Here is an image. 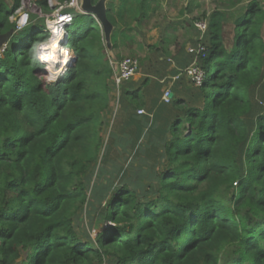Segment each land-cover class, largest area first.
<instances>
[{
  "label": "trees",
  "instance_id": "16d2710c",
  "mask_svg": "<svg viewBox=\"0 0 264 264\" xmlns=\"http://www.w3.org/2000/svg\"><path fill=\"white\" fill-rule=\"evenodd\" d=\"M19 5L0 1V35L12 32L0 55V264H264L260 2L232 36L225 14H210L193 46L207 51L188 53L204 71L200 87L182 77L165 103L163 81L144 80L143 92L123 83L107 137L113 69L97 22L86 16L79 29L80 12L63 10L74 15V60L51 80L36 47L49 34L18 30ZM89 190L99 203L91 222L106 224L95 240L75 224Z\"/></svg>",
  "mask_w": 264,
  "mask_h": 264
},
{
  "label": "crops",
  "instance_id": "0c3cea01",
  "mask_svg": "<svg viewBox=\"0 0 264 264\" xmlns=\"http://www.w3.org/2000/svg\"><path fill=\"white\" fill-rule=\"evenodd\" d=\"M179 1L108 0L106 3L112 29L108 47L103 37L104 55L110 64L124 57L138 59L139 72L132 79L135 92H143L144 80L163 81L162 92L169 90L172 99L174 88L181 90L176 85L180 78L189 84L186 75L177 76L190 66L187 49L197 44L198 34Z\"/></svg>",
  "mask_w": 264,
  "mask_h": 264
},
{
  "label": "rangeland",
  "instance_id": "374dc122",
  "mask_svg": "<svg viewBox=\"0 0 264 264\" xmlns=\"http://www.w3.org/2000/svg\"><path fill=\"white\" fill-rule=\"evenodd\" d=\"M0 1H4L5 4L9 7H12L14 5V0H0ZM39 1L41 0H19L20 7L10 17V21L16 24L20 16L28 15V24L26 27L33 26V25H39V26L44 27V32H47L48 30L47 27L51 24L49 20H51L52 16L56 15V12L58 10V5H57L58 3L52 2L50 5H48L50 8V11L45 12L43 8L38 4ZM227 1L229 2V0ZM227 1L226 0H180L179 5H181L183 8H186V11H188L190 15L189 21L194 22L193 26L196 32L198 33V38L200 40V35L195 25L196 23L202 22V21H204L207 24L206 20L208 19L210 14L214 11H220L223 14H225L224 31L225 33H228L231 36L233 35V27H234L235 19L240 13H242L246 9L248 3L251 0H237L236 6H230ZM257 1L260 2V5L264 9V0H257ZM18 12L19 14H17ZM79 14L82 16L79 20L80 22H79L78 28L83 29L88 23V17H86V15L82 13H79ZM92 17L96 20L94 16ZM94 26H96L95 23H94ZM263 36H264V32H263ZM50 40L51 39L49 36L48 40L39 42L38 45L36 46L37 50L38 48H42L44 50L46 46L50 43ZM7 43H8V40L6 44L3 45V49L0 51V55L6 49ZM63 50H64L65 58L61 57L62 60H65L67 58L66 53H69L71 57L74 56L73 52L69 51L66 47H64ZM45 52H46V49H45ZM46 55H49V54L46 53ZM44 62L47 63V66H46L48 68L47 75L49 76L51 80H58L62 77L60 73H62L63 70L62 71L59 70L57 66L53 64L51 59H45ZM49 64L51 66H55L56 68H52ZM49 69L51 72L49 71ZM111 85H112V91L110 95V108H109L110 115H108L105 118L106 129H105L104 137H107V135H109V128L112 125L114 115L116 114V107H117L116 103H117V100L119 99V93L115 90L114 84L112 81H111ZM135 165H140L139 161H137ZM136 173H140V171L137 170ZM106 177L107 178L103 181L104 184L107 182V180L108 181L110 180V175H106ZM144 185H148V184L144 182ZM92 194L93 192L91 190L87 192V195H88L87 203L84 206L83 212L78 215V221L75 224L77 225L78 230H81L83 228L85 229V231L86 230L90 231L89 232L90 239L95 240L97 235L104 230L106 224L103 221H100V218H97L95 219V221L91 222V217L93 216V213L95 211L97 212L99 209L98 208L99 203L93 199ZM104 203L105 202H103L102 204Z\"/></svg>",
  "mask_w": 264,
  "mask_h": 264
},
{
  "label": "built area",
  "instance_id": "2783aa9c",
  "mask_svg": "<svg viewBox=\"0 0 264 264\" xmlns=\"http://www.w3.org/2000/svg\"><path fill=\"white\" fill-rule=\"evenodd\" d=\"M52 2H57V1L56 0H47L48 5H50ZM80 4H81L80 0H70L68 3H65L63 5L57 4L58 10L56 12V15L52 16L51 20H49L51 22V24L47 27V29H48L47 32L50 35L51 40H53L54 38L60 39V43H61L60 44L61 45L60 50L61 51H64L63 49H64V47H66V38H65L66 30L65 29L67 27L71 26L73 23V20H74L73 14L62 13V12L65 9H71V10H75V11L82 13L81 8H80ZM17 14H19V12ZM62 19H64V21H62ZM27 24H28V15L20 16L18 21L16 22V26H17L18 30H22L24 27L27 26ZM51 26H56V28H59V27L62 28L63 34L61 36H58V37L53 36L51 34V32H52V30L50 28ZM195 26L198 29V32H199V35L201 38L207 30V24L204 21H202V22L196 23ZM51 40H50V42H51ZM43 51L44 50L42 48H38L37 58L42 64L47 65V63L44 62L45 59H41V57L43 56L42 55ZM206 51L207 50L205 49V47H203L200 44L197 47H189L187 49V52L189 54H195L196 56H199V57L200 56L203 57V54ZM73 60H74V56L70 58L69 64L64 66V68L62 69L63 71H62V73H60V75L63 76V74L65 72H67V70L71 66ZM111 66L113 69L112 82L114 84L115 90L118 93L120 90V86L123 83L132 80L139 72V61L137 58H133V57H124L117 62L111 63ZM181 75H186L189 82L195 87H200L204 81V78H205L204 71L196 62L193 63L192 65H190L189 67H187L186 69H184L181 72V74L177 77H180ZM177 77H175V79H177ZM170 94L171 93L169 90H165L163 92L162 100L165 103L169 102ZM116 105L118 107V100H117ZM117 107H116V110H117ZM137 115L138 116H144V115H146V112L142 109H139V110H137Z\"/></svg>",
  "mask_w": 264,
  "mask_h": 264
},
{
  "label": "water",
  "instance_id": "95a60500",
  "mask_svg": "<svg viewBox=\"0 0 264 264\" xmlns=\"http://www.w3.org/2000/svg\"><path fill=\"white\" fill-rule=\"evenodd\" d=\"M108 0H97L93 3V0H81V11L86 16H94L98 23L100 30L103 33V37L107 47L110 45V32L112 25L107 18L106 3ZM12 32L5 35H0V51L3 49V45L6 44L8 38ZM66 38V36H65Z\"/></svg>",
  "mask_w": 264,
  "mask_h": 264
},
{
  "label": "bare ground",
  "instance_id": "6f19581e",
  "mask_svg": "<svg viewBox=\"0 0 264 264\" xmlns=\"http://www.w3.org/2000/svg\"><path fill=\"white\" fill-rule=\"evenodd\" d=\"M62 21H64V19H62ZM52 32L51 34L53 36H61L63 34V29L62 28H56V26H51L50 27ZM60 39L58 38H54L53 40H51L50 44L45 48L46 49V52H45V49L42 53L43 56L47 54H51L52 56V59L51 61L53 62V64H55L57 67H59L62 63V58L63 55H64V51H61L60 48H61V45H60ZM46 63V62H45ZM68 65V62L65 61L63 64H62V68H64V66ZM62 71V70H61Z\"/></svg>",
  "mask_w": 264,
  "mask_h": 264
},
{
  "label": "clouds",
  "instance_id": "9594fccd",
  "mask_svg": "<svg viewBox=\"0 0 264 264\" xmlns=\"http://www.w3.org/2000/svg\"><path fill=\"white\" fill-rule=\"evenodd\" d=\"M41 59H52V56H51V54L45 55V56H42ZM45 66H47V65H45Z\"/></svg>",
  "mask_w": 264,
  "mask_h": 264
}]
</instances>
